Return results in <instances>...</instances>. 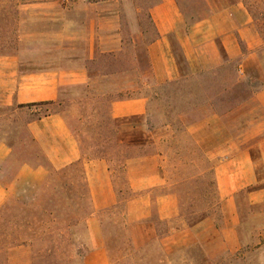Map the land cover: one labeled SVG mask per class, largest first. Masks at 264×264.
<instances>
[{
	"label": "crops",
	"instance_id": "crops-1",
	"mask_svg": "<svg viewBox=\"0 0 264 264\" xmlns=\"http://www.w3.org/2000/svg\"><path fill=\"white\" fill-rule=\"evenodd\" d=\"M81 5L84 20L80 24L66 22L64 29L70 30L72 45L84 46L82 51L71 55L63 52V61L48 68L31 67L17 54L0 56V106H28L32 108L30 113H36L39 106L34 104L56 103L63 90L94 89L100 82L113 95H125L109 107L113 120L144 119L150 91L187 76L203 77L231 66L235 86L240 78L257 81L250 100L235 105L228 114L212 113L187 126L198 133L193 138L205 149L204 155L214 159L220 214L212 208L182 214L180 196L170 182L160 152L126 157V151L118 147L114 156L128 190L124 196L111 157L93 150L88 155L69 119L55 111L26 124L40 160L24 163L10 185L0 182V208L15 192H30L34 200L51 171L59 177L79 166L90 212L79 218L80 223L69 224L68 233L75 240L83 229L86 249L80 264H117L104 226L107 219H112L106 218V213L116 211L120 204L125 206L124 228L130 246L141 250L159 241L168 258L166 264H171V257L192 251L202 254L205 264H221L225 255H238L244 249L238 193L250 188V205L264 206V176L258 173L259 166L264 170V0H55L24 8L56 10L58 15V7L63 12H75ZM144 13L152 35L141 23ZM130 16L135 17V23L128 21ZM62 31L58 35H63ZM128 44L145 45V64L135 55L127 59L132 61V68H119L118 73L106 76L123 65ZM108 55L116 56L115 66L106 59ZM225 118L234 124L244 118L245 123L234 127L235 133L231 132L224 143L220 131ZM248 142L250 147L246 146ZM253 148L258 151L257 159ZM12 154L11 146L0 144V178L5 173L2 166ZM227 155L230 158L223 160ZM53 219H59L58 215ZM256 248L262 250L264 245ZM75 250L72 247L69 252ZM34 251V245L28 242L9 246L0 264H34ZM76 258L70 256L69 263Z\"/></svg>",
	"mask_w": 264,
	"mask_h": 264
},
{
	"label": "rangeland",
	"instance_id": "rangeland-1",
	"mask_svg": "<svg viewBox=\"0 0 264 264\" xmlns=\"http://www.w3.org/2000/svg\"><path fill=\"white\" fill-rule=\"evenodd\" d=\"M80 3L77 2V5ZM82 8L81 5L75 12H63L58 7L60 14L57 15L56 10L42 11L23 6L15 41L6 52L17 54L31 67L48 68L58 65L63 61L61 58L63 52L71 55L76 50L82 51L84 47L80 43L77 46L72 45L69 39L70 30L64 29L66 22L80 24L84 20ZM128 21L136 22L134 16H130ZM141 23L147 33L152 35V27L146 13L141 15ZM60 31L63 32L61 36L58 35ZM125 47V61L115 69L132 68V61L127 59L135 55L141 56L145 64L144 44H128ZM234 80V68L231 66L222 72L213 71L203 77L187 76L171 86L161 87L148 93L151 95V100L146 118L122 120L111 125L115 139L121 137L128 143L145 142L146 145L136 149L134 153L133 150L130 151V155L162 153V163L171 184L180 196L182 214L203 213L207 208H212L220 214L219 194L213 169L214 159L204 155L205 149L199 147L200 145L193 138L198 133L188 130L187 126L212 113L219 116L228 114L235 105L250 100L251 89L258 87L257 81L240 78L235 86ZM95 85L99 90L102 89L100 82ZM94 89L91 88L90 92H94ZM86 94L87 90L84 87L63 90L58 100L62 105L39 106L36 113H30L29 108H32L28 106H0V144L4 143L13 148L11 158L2 166V171L5 172L0 178L2 184L10 185L24 163L40 160V153L26 130V124L31 119L49 112L64 111L88 155L92 150L90 147L96 140L102 142V148L108 151L112 159L114 176L123 189L124 196H127L128 190L124 184L120 164L114 156L118 154L117 141L104 140L105 133L109 130L107 101H103V109L93 113V107H99L101 104L94 103L93 106L84 104ZM244 123V118L238 119L235 124L231 123L229 118H225L220 131L224 138L223 142L225 143V138L230 136L231 132L235 133L234 127L238 129ZM118 132L119 136L116 135ZM246 146L250 147V142L246 143ZM209 147L210 142L207 141V151ZM252 153L257 159V149L253 148ZM229 158L230 155L222 157L223 160ZM258 170V173L264 176L261 166ZM80 172L79 166L67 175L62 174L59 177L51 171L44 186L35 194L34 200L30 192L12 194L0 208V247L3 248L0 261H4V248L8 245L28 242L34 245V264H70V256L73 258L77 256L73 259V264H80L86 249L82 239L83 229L80 230L79 238L77 236L75 240H72L68 233L69 224L80 223L79 218L90 212V205L87 203L81 206L83 211L76 206L70 207L71 203H79L80 195L86 191L82 188L84 184ZM249 194L250 188H247L237 195L242 217L244 249L238 255H225L221 264H264V248L262 250L256 248L264 245V206L250 205ZM54 215H58L59 219L54 220ZM106 218H112L105 221L104 227L108 237V247L117 264H166L168 258L162 252L159 241H154L141 250H135L130 246L122 214L119 211L107 212ZM163 228L165 230L166 225L162 226L164 232ZM3 233L5 236L1 237ZM72 247L76 250L70 253ZM201 258L202 254L192 251L173 256L170 260L171 264H205Z\"/></svg>",
	"mask_w": 264,
	"mask_h": 264
},
{
	"label": "trees",
	"instance_id": "trees-1",
	"mask_svg": "<svg viewBox=\"0 0 264 264\" xmlns=\"http://www.w3.org/2000/svg\"><path fill=\"white\" fill-rule=\"evenodd\" d=\"M48 0H0V56L3 55H7L8 53L6 52L7 49H9L14 41H15V36H16V31H17V25L19 22V16H20V12H21V8L23 6L26 5H30V4H39V3H45ZM116 56H112V55H108L106 56V59L109 61V63L111 64V66H115L114 61H115ZM119 71L116 69L115 72H111V73H106V76L109 75H114V73H118ZM174 83H168L164 86H162V88H166L167 86H171ZM85 90H87V94L84 98V104L87 105H91L93 106L94 103L97 104H101V106L94 108L93 107V113H97L98 110L103 109L104 105L103 101L106 100L107 101V116H108V122H107V126H108V132L105 133V139L104 140H108V141H117V145L116 147H120L121 148V152L124 149L126 151V157H129V153L131 151V149H134L138 146H144L146 145L145 142H137V141H132L130 143L128 142H124L123 139L119 140V139H115V132L114 129L111 127V125L113 123H117L118 121L113 120L110 115H109V107L111 105V103L117 99H123L125 97V95L120 94V95H116L113 96V92L108 91L105 87L102 89H98L95 88L94 92H90V86L84 87ZM109 97V99H108ZM62 105L61 101H57L56 103L50 102V103H44V104H34L32 106H48V107H52L55 105ZM61 114H64V111H55ZM68 119L69 117L67 115H65ZM137 120H141V118H135ZM72 126V125H71ZM111 128V129H110ZM118 135V133L116 134ZM102 142H98L96 140L95 144L90 147V149L93 150V152H95V154H102L103 156H110L108 151H106L104 148H102ZM117 158V157H116ZM118 159V158H117ZM122 159V158H121ZM120 161V160H119ZM83 190L85 191V187H82ZM88 194L85 191V193H82L79 197V203L77 204H70L71 208H74L75 206L78 207V209L81 210V206H83L85 203L88 204ZM206 210H209V208H207ZM116 211H119L122 216L124 217V213H125V206L123 204H120L119 206H117ZM79 213V212H77ZM89 214V213H87ZM87 214H84V216H86ZM1 237H4L5 234H1ZM9 246H13V245H8ZM6 247V248H7ZM5 249V248H4ZM3 252V248L0 247V257H1V253Z\"/></svg>",
	"mask_w": 264,
	"mask_h": 264
}]
</instances>
